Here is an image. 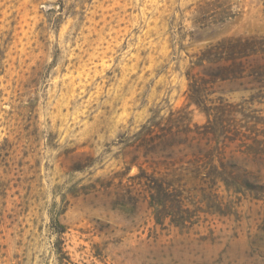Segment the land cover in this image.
<instances>
[{
    "label": "rangeland",
    "instance_id": "obj_1",
    "mask_svg": "<svg viewBox=\"0 0 264 264\" xmlns=\"http://www.w3.org/2000/svg\"><path fill=\"white\" fill-rule=\"evenodd\" d=\"M225 40L212 81L193 65ZM188 73L218 117L187 106ZM178 111L243 181L185 192L182 228L108 185ZM0 264H264V0H0Z\"/></svg>",
    "mask_w": 264,
    "mask_h": 264
},
{
    "label": "trees",
    "instance_id": "obj_2",
    "mask_svg": "<svg viewBox=\"0 0 264 264\" xmlns=\"http://www.w3.org/2000/svg\"><path fill=\"white\" fill-rule=\"evenodd\" d=\"M228 41L230 40L219 42L201 52L193 68H202L212 81L216 78L224 80L225 72L233 69V65L222 64L232 61V57L220 58L221 54L233 48L229 47V43L227 47L224 46ZM236 44L237 47H242L240 41ZM187 80L189 82L187 106H196L207 117L215 112L214 116L218 117L217 114L222 112L223 108L206 104L203 89L205 79L196 78L188 73ZM180 112L170 113L164 122L143 127L136 134L134 141L126 145L127 154L131 156L129 164L136 165L138 172L127 177L126 182L122 183L130 170L128 167L124 172L115 174L108 182V185H111L113 180H118L115 196L122 202V206L130 204L134 208L145 203L155 225L158 226H163L165 220H168V225L179 228L185 227L187 222L192 224L190 220L196 209L185 208V192L190 193L198 188L203 198H208L209 194L206 191L218 189L220 184L229 191L239 184V181L243 182L239 169L233 163H224V157L215 154V149L210 147L212 139L208 135L211 133L209 126L195 125L194 129H191L188 121L181 126L179 122L183 125V118L175 116ZM214 119L217 121V118ZM140 154L144 158L143 164L149 163L151 159L153 165H164L165 171L144 169L137 162ZM82 158L83 156H79L80 160ZM189 184L192 185V189L186 190ZM190 204L194 206L196 203Z\"/></svg>",
    "mask_w": 264,
    "mask_h": 264
}]
</instances>
